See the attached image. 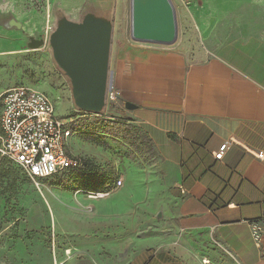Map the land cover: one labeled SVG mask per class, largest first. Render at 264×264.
<instances>
[{
    "label": "crops",
    "instance_id": "crops-1",
    "mask_svg": "<svg viewBox=\"0 0 264 264\" xmlns=\"http://www.w3.org/2000/svg\"><path fill=\"white\" fill-rule=\"evenodd\" d=\"M57 2L64 8L67 0ZM262 26L205 61L191 60L179 45L139 44L131 62L121 60L114 69L115 91L132 104L126 105L132 123L148 137L160 165L125 174L103 199L88 195V264L129 259L133 250L146 261L159 253V260L172 254L212 258L216 249L238 264H264V238L256 241L250 225L264 213ZM34 27L25 30L31 35ZM98 167L103 174L104 166ZM55 205L65 222L66 208ZM67 209L73 229L78 212ZM40 257L0 238V264H39Z\"/></svg>",
    "mask_w": 264,
    "mask_h": 264
},
{
    "label": "rangeland",
    "instance_id": "rangeland-1",
    "mask_svg": "<svg viewBox=\"0 0 264 264\" xmlns=\"http://www.w3.org/2000/svg\"><path fill=\"white\" fill-rule=\"evenodd\" d=\"M97 0H67L64 8L52 0L49 5L34 3V0H0V18L9 14L21 23V28L5 27L0 23V113L2 95L12 86L25 85L46 93L56 113L68 121L72 137L68 151L75 158L93 159L98 166L113 172L111 189L99 193H85L74 184L71 171L63 175L35 182L16 164L8 176L0 180V238L8 244L26 245L31 257L37 255L39 264H88V195L105 198L120 187L118 180L125 174L147 171L159 161L151 154L144 133L132 123L125 101L115 91L108 94L104 112L96 114L76 108L71 85L53 60L48 45L50 32L54 29L57 11L64 10L71 18L78 19L90 2ZM175 5L178 36L167 47L177 46L191 60L205 61L214 57L224 45L255 32L259 22L264 27V0H172ZM95 4V2H94ZM49 11L45 14L41 8ZM113 12V42L110 69L113 73L118 64L132 60L139 44L131 37V0H108ZM16 9L18 18L10 10ZM35 25L38 30L28 34L26 26ZM33 36V37H32ZM44 40L40 47L30 46L34 41ZM137 50V51H136ZM122 60V61H121ZM160 165V163H159ZM66 208L58 213L56 205ZM77 209L78 221L72 229L66 222L67 208ZM55 210L52 212L51 208ZM71 210V209H70ZM82 226L81 228L79 226ZM119 226V225H118ZM127 230V229H125ZM160 254V253H159ZM148 257L146 261L136 258L135 250L129 259H100L108 264H238L236 259L222 249H216L212 258L195 255L184 259L169 255L159 260ZM111 256V255H110ZM48 258L50 260L44 259Z\"/></svg>",
    "mask_w": 264,
    "mask_h": 264
},
{
    "label": "water",
    "instance_id": "water-1",
    "mask_svg": "<svg viewBox=\"0 0 264 264\" xmlns=\"http://www.w3.org/2000/svg\"><path fill=\"white\" fill-rule=\"evenodd\" d=\"M2 24L21 28V23L14 18L5 19ZM113 29V12L108 0L90 2L78 19L71 18L62 9L57 11L48 45L54 62L71 85L74 104L81 111L99 114L107 107L113 87L110 69ZM177 36L178 21L172 0H131L133 40L172 45ZM43 44L41 39L30 46Z\"/></svg>",
    "mask_w": 264,
    "mask_h": 264
},
{
    "label": "built area",
    "instance_id": "built-area-1",
    "mask_svg": "<svg viewBox=\"0 0 264 264\" xmlns=\"http://www.w3.org/2000/svg\"><path fill=\"white\" fill-rule=\"evenodd\" d=\"M116 95L114 91L110 92L111 98ZM72 135L68 121L56 113L53 101L46 93L16 85L2 95L0 156L19 166L35 182L83 166L84 160L73 157L68 151ZM222 154L215 153V157L220 159ZM117 184L120 186L122 180ZM263 224L264 213L258 221L250 222L253 237L258 242L264 238Z\"/></svg>",
    "mask_w": 264,
    "mask_h": 264
},
{
    "label": "trees",
    "instance_id": "trees-1",
    "mask_svg": "<svg viewBox=\"0 0 264 264\" xmlns=\"http://www.w3.org/2000/svg\"><path fill=\"white\" fill-rule=\"evenodd\" d=\"M126 105L129 108L132 106L131 103H127ZM139 131L141 130L139 129ZM144 137L148 140L145 134ZM83 160V166L74 167L70 170L76 187L86 193H100L109 190L113 183V172L107 170L103 174H100L101 169L96 164L88 159ZM12 164L13 163L6 157L0 156V180L5 179L13 170ZM89 174H95V179L92 180L90 176H88Z\"/></svg>",
    "mask_w": 264,
    "mask_h": 264
}]
</instances>
